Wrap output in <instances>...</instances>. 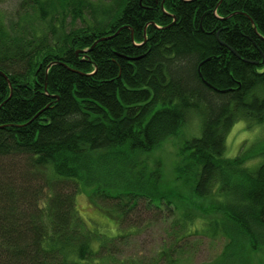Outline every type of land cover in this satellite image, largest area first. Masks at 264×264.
<instances>
[{"label":"trees","instance_id":"obj_1","mask_svg":"<svg viewBox=\"0 0 264 264\" xmlns=\"http://www.w3.org/2000/svg\"><path fill=\"white\" fill-rule=\"evenodd\" d=\"M0 71V264H182L194 210L151 255L121 223L140 199L166 204L162 164L138 157L194 115L173 179L215 202L199 205L228 239L213 264L264 252V161L225 156L237 120L264 121V0H19L0 13ZM92 186L117 231L81 215Z\"/></svg>","mask_w":264,"mask_h":264},{"label":"rangeland","instance_id":"obj_2","mask_svg":"<svg viewBox=\"0 0 264 264\" xmlns=\"http://www.w3.org/2000/svg\"><path fill=\"white\" fill-rule=\"evenodd\" d=\"M19 0H0V13L7 18H14ZM193 115V114H192ZM202 132V122L197 115L192 116L189 124L182 129L177 136H172L165 140L163 145L152 151V153L143 154L138 157L142 162L145 160L150 169L155 167L157 162L162 164V185H164V194L167 196L162 208L147 207L144 199L138 201V205L132 210L128 219L121 224L124 226L138 227L139 233L131 237L129 250L140 255L152 254L157 248L159 251L165 243L171 242L169 234H171V226L178 216H180L185 208L194 210L197 219L193 224L194 233L189 235L183 241L184 258L182 264H213V262L222 254L228 239L222 235H212L211 232L205 231L208 227L205 219L202 217V209L200 204L209 207L215 202L211 200L200 199L193 196V188L186 186L180 182H175V165L179 159V149L187 139L192 136L198 137ZM225 156L228 158H237L244 153L248 156L247 166L253 168L260 165L264 161V121L254 123L252 120L243 118L237 120L227 134ZM140 162V165L142 166ZM92 187L83 190L77 195V204L81 211V215L85 219L88 226L97 227L103 232L117 231L116 224L118 219L112 218L107 209H113L111 202L104 201L92 195ZM187 194L184 199H178L180 195ZM195 200L197 206L192 204ZM169 204V205H168ZM167 205V207H166ZM170 208V209H169ZM111 212L115 214L112 210ZM126 249V248H125ZM247 264H264V252L260 254H252Z\"/></svg>","mask_w":264,"mask_h":264},{"label":"water","instance_id":"obj_3","mask_svg":"<svg viewBox=\"0 0 264 264\" xmlns=\"http://www.w3.org/2000/svg\"><path fill=\"white\" fill-rule=\"evenodd\" d=\"M162 6H163V4H162ZM122 29V28H121ZM120 29V30H121ZM119 30V31H120ZM119 31L118 32H116L115 34H113L112 36H108V37H105L104 39L102 38V39H99L93 46H92V48H94V46L99 42V41H101V40H107V39H111L112 37H114V36H116L118 33H119ZM78 54H79V52H77ZM0 73H2V74H4L5 76H6V74L5 73H3V72H1L0 71ZM7 78H8V76H6Z\"/></svg>","mask_w":264,"mask_h":264}]
</instances>
